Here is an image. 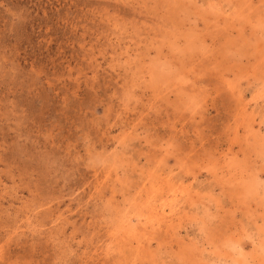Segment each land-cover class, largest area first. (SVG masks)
I'll use <instances>...</instances> for the list:
<instances>
[{"label": "rangeland", "instance_id": "rangeland-1", "mask_svg": "<svg viewBox=\"0 0 264 264\" xmlns=\"http://www.w3.org/2000/svg\"><path fill=\"white\" fill-rule=\"evenodd\" d=\"M0 264H264V0H0Z\"/></svg>", "mask_w": 264, "mask_h": 264}, {"label": "bare ground", "instance_id": "bare-ground-1", "mask_svg": "<svg viewBox=\"0 0 264 264\" xmlns=\"http://www.w3.org/2000/svg\"><path fill=\"white\" fill-rule=\"evenodd\" d=\"M163 211H164V209L161 211V213H163ZM161 213H160V214H161ZM162 217H163V216H162V214H161V215L157 216L156 219H157V220H161Z\"/></svg>", "mask_w": 264, "mask_h": 264}]
</instances>
